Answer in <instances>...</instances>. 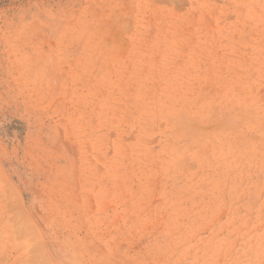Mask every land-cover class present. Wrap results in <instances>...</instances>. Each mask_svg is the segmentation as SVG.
<instances>
[{
    "label": "rangeland",
    "instance_id": "obj_1",
    "mask_svg": "<svg viewBox=\"0 0 264 264\" xmlns=\"http://www.w3.org/2000/svg\"><path fill=\"white\" fill-rule=\"evenodd\" d=\"M0 264H264V0H0Z\"/></svg>",
    "mask_w": 264,
    "mask_h": 264
}]
</instances>
